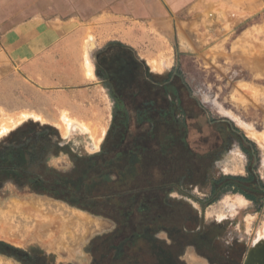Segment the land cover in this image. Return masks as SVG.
Masks as SVG:
<instances>
[{"label": "rangeland", "instance_id": "374dc122", "mask_svg": "<svg viewBox=\"0 0 264 264\" xmlns=\"http://www.w3.org/2000/svg\"><path fill=\"white\" fill-rule=\"evenodd\" d=\"M121 4L126 10L112 9L115 16L109 21L102 19L103 23L101 17L44 16L54 13L53 3L47 0H0V36L12 24L38 14L44 20H70V26L90 30L108 25L109 36L130 45L138 41V52L152 59L151 68L160 73L161 83L172 81L167 84L168 98L115 97L104 92L103 98L87 99L84 105L62 98L63 106L55 108L52 98L22 97L17 83L13 87L6 82V58L0 50V165L6 164L0 167V212L4 210L0 225L4 220L16 224L19 219L17 212L7 214L8 202L14 206L33 198L50 206L21 214L27 218L18 220L24 224H19L23 228L14 237L2 234L0 228V246L7 247L5 252L0 250V264H93L95 258L109 263V244L102 245V238L116 231L115 218L124 221L119 210H129V200L117 208L107 202L105 212L112 215L108 217L75 205L73 196L61 188L50 186L56 195L40 193L38 181L44 179L48 186L51 179L62 180L87 195L78 199L85 204L93 194L109 192L102 179H95L97 173L115 180L117 171H129L126 157L114 156L128 147H135L139 155L135 183L144 185L150 179L154 188L143 191L142 202L148 209L128 217L117 237L123 240L136 226L154 217L172 234L158 231L159 242L144 244L134 254L138 264H229L230 259L232 264H240L251 244L263 238L260 232L264 236V8L243 12L233 0H134ZM110 6L93 0L83 11L101 14V9ZM87 56L84 52L83 66L92 75ZM62 115L85 124L96 144L84 134H70L75 130L67 134ZM148 128L151 134H146ZM124 130L123 146L118 148ZM139 145L148 150L140 151ZM235 161L237 170H228ZM4 169L15 173L8 175L1 171ZM25 169L30 175L28 183L20 174ZM221 176H252L247 183L259 193L249 198L232 189L223 190L225 187L216 185L214 189L213 183ZM163 196L166 203L160 199ZM241 196L248 202L244 207ZM235 198L244 204H226ZM171 200L182 204L173 205ZM50 208L59 211L55 214ZM69 213L89 218L102 228L89 221H65ZM37 219L51 220L54 225L37 230ZM63 225L66 227L61 228ZM97 243L101 246L91 255ZM15 251L29 253L30 262L17 257Z\"/></svg>", "mask_w": 264, "mask_h": 264}, {"label": "crops", "instance_id": "0c3cea01", "mask_svg": "<svg viewBox=\"0 0 264 264\" xmlns=\"http://www.w3.org/2000/svg\"><path fill=\"white\" fill-rule=\"evenodd\" d=\"M47 1L53 3L54 13L44 16L92 20L101 17L104 23L102 19L109 21L110 16H115L111 14L112 9L126 10L121 3L134 0H102L111 6L94 15L83 11L93 0ZM233 4L243 12L264 8V0H233ZM64 11L67 14L64 15ZM149 13L142 17L146 18ZM42 18L43 15L38 14L31 20L12 24L0 36V50L6 58L9 75L6 82L13 87L17 83L22 97L52 98L55 108L63 106L62 98L72 104L84 105L87 99L103 98L104 92L115 97H170L167 84L171 85L172 81L161 83L158 80L160 73L151 68L152 59L138 52V41L130 45L109 36L110 28L106 24L107 27L101 25L90 30L86 26L72 27L70 20L57 22ZM101 21L98 22L102 24ZM84 52L88 55L92 75L83 66Z\"/></svg>", "mask_w": 264, "mask_h": 264}, {"label": "trees", "instance_id": "16d2710c", "mask_svg": "<svg viewBox=\"0 0 264 264\" xmlns=\"http://www.w3.org/2000/svg\"><path fill=\"white\" fill-rule=\"evenodd\" d=\"M125 122H123V125H125ZM151 128H148L145 132L146 134H151ZM120 134V133H119ZM125 137V130L124 132L121 134V139L120 141L117 143V147L119 148L120 146H123L122 142H124V138ZM133 146H136L135 144ZM141 150H148L147 146H138ZM137 148V147H136ZM138 150L131 147L128 148H124L123 150L120 149L119 152H117L114 156H125L127 159V169L129 171L125 172H118L117 171V178L115 180H111L107 178V174L104 176L103 173H97L95 175V179L98 177L99 179H102L101 181L106 183V186H109V192H106V194H93V196H91V198L93 199H89L88 201H86V203L84 204L83 202L80 201H84V200H78L79 198L84 199V193L82 192H78L79 190L76 189H71L70 186L65 183L62 180H58V179H51L49 180V185L50 186H54V187H58L61 188V192L65 193V192H69L71 194L72 199H73V203L75 205H79L81 208L88 210L90 212H93L95 214H101L104 216H108L111 217L112 215L109 213H106L105 210H107L105 206V204L107 202H110L111 204L114 205V207H119L121 205H125V199H128L129 201L126 203L127 206H130V209H123L122 211H120L122 217L124 218V221H121L119 219L115 220L118 223L117 229L114 233H112L110 236L111 237H103L102 238V245H106L107 243L109 244V253H110V262L107 264H110L112 261L115 260V262H130L131 264H138L139 261H137V257L134 256V254L139 251L140 249H142V246L144 244H149L150 242H159V239L155 238V237H144L147 234H150L151 232H156L159 231L161 228H166L165 226H163V222L160 221L159 218L154 217L153 220H150L148 222H145L144 224L140 225V226H136L135 230L130 231V235H128V237H125L123 240L121 239V237H117L120 232L121 229L124 225H126L128 222V217L131 216H136L141 215L142 212H145V210H147L148 208L144 205V203L142 202L143 199L142 197L144 196L143 191L146 190H151L152 188H154V185L150 183V179L147 180L146 184H142L141 181H139L138 183H135V181L137 180V170L135 169L136 167V161H137V155H138ZM139 156V155H138ZM94 177V176H93ZM106 178V179H104ZM251 177L248 178H244V177H235V176H221L217 181H215L213 183V188L215 189L216 185L217 188H224L223 190H227V189H232L235 192H241L244 193L245 195H247L249 198H254L252 195L253 193L255 194L256 192L259 193V189H257L254 186H251L250 183H247L249 180H251ZM93 179V178H91ZM91 182V181H90ZM163 186V185H160ZM164 186H166L164 184ZM112 189V190H111ZM159 185H157L156 190H159ZM252 193V194H251ZM146 194V193H145ZM53 195H56L53 193ZM58 196V195H57ZM87 196V195H86ZM140 196L139 200H136V198ZM89 197V196H88ZM105 197V198H104ZM123 199V202L120 201V199ZM96 198H102V201H99V199ZM65 199V198H64ZM161 201L163 203H166L164 200H166V198L163 196L160 198ZM96 200V201H95ZM76 201V202H75ZM89 202V203H88ZM95 202H100L99 204H96ZM109 203V205H110ZM124 203V204H123ZM171 203L173 205L175 204H182L179 201H174L171 200ZM116 207V208H117ZM123 212V213H122ZM99 246L98 243L96 246H94L93 248V253L95 256V251L99 250ZM95 260L97 261V259L95 258ZM100 264V261H98ZM97 264V263H96Z\"/></svg>", "mask_w": 264, "mask_h": 264}, {"label": "bare ground", "instance_id": "6f19581e", "mask_svg": "<svg viewBox=\"0 0 264 264\" xmlns=\"http://www.w3.org/2000/svg\"><path fill=\"white\" fill-rule=\"evenodd\" d=\"M123 30H124V28H123ZM129 30V29H128ZM117 30H115V32H116ZM119 31H121V30H119ZM126 33V32H125ZM124 33V35H126ZM121 35H123L122 33H121ZM129 35V34H128ZM120 37V36H119ZM123 37V36H122ZM127 38V37H126ZM161 44H163V43H161ZM251 58V57H250ZM88 60V56L85 58V61H87ZM153 64V63H152ZM167 64V63H166ZM243 105V104H242ZM61 120L63 121V123H64V130H65V132L68 134L70 131H73V130H75V131H73V132H71V133H74V132H77V133H79V134H84L87 138H90L91 139V141H93L94 142V144H96V141H94V139H93V137H92V132H89V128L85 125V124H83L82 122H79V121H77V120H73V119H70V118H68L66 115H62L61 116ZM78 134V135H79ZM86 134H88V135H86ZM253 135V134H252ZM256 138V137H255ZM258 138V137H257ZM263 139V138H262ZM262 139H260V141L262 142ZM264 140V139H263ZM236 159V158H235ZM235 159H233V160H235ZM238 163H236V161H235V163H232V167H231V170H237V168H238ZM41 200V199H40ZM237 200V199H236ZM45 202V201H44ZM242 202H244V200H242V199H240V202L238 201V203L237 202H234V203H230L229 201H227L226 202V204H229V205H243L244 203H242ZM48 203V202H47ZM51 203V202H50ZM44 204V203H43ZM43 204H42V202H40V201H37V199L35 200V199H28V200H25V201H23V202H20V204H15L14 206H13V204L11 205L9 202H8V204L6 205V206H8V207H6L7 208V211H9L7 214L9 215L10 214V212H17L16 213V217H17V215L19 216L18 218V220H20V218H22V219H24V218H27V217H25V216H22L21 214H23V213H25L26 212V210H29V209H31V208H35V209H41V208H43V209H47V208H49L50 206H46V207H44L43 206ZM247 204V203H246ZM13 206V207H12ZM5 207V206H4ZM62 207V206H61ZM232 208H234V207H232ZM58 209H59V207H58ZM58 209H49V210H51V211H53L55 214L59 211ZM63 209V208H62ZM4 211V210H3ZM2 211V212H3ZM44 211V210H43ZM42 211V212H43ZM2 212H0L1 214H2ZM12 213V215L14 216L15 214H13ZM44 213V212H43ZM39 214H42L41 213V211H40V213ZM11 215V216H12ZM37 215V214H36ZM73 215V213H69V214H67V215H65V218H67L65 221H68V219H70V218H73L72 220L70 219V221H71V223L72 222H76V223H81V221H89V222H93V221H91L89 218H84V217H78V216H72ZM22 216V217H21ZM74 217L76 218V219H74ZM29 218L31 219L32 217H30V215H29ZM34 218H36V217H34ZM43 218V217H42ZM45 219V218H44ZM58 219V218H57ZM64 219V218H63ZM17 220V222H16V224L15 223H13L11 220H9V221H7L6 220V222H5V220L3 221V223L0 225V228H1V233L2 234H5V235H11V236H13L14 234H16V233H19V231H20V228H23V227H19V224L22 222L23 224H24V221H18ZM38 220V219H37ZM59 220V219H58ZM28 221L29 220H27L26 222L28 223ZM36 221V220H35ZM39 221V220H38ZM54 221V220H53ZM69 221V222H70ZM5 222V223H4ZM32 222H34V221H32ZM64 221H62V223H63ZM68 222V223H69ZM65 223V222H64ZM76 223H74V224H76ZM94 223V225L95 226H98L97 228H102V225H100L99 223H97L96 224V222H93ZM23 224L21 225V226H23ZM66 224V223H65ZM28 225V224H27ZM26 225V226H27ZM29 225H31V224H29ZM29 225H28V228H29ZM32 225H34V223L32 224ZM37 225V226H36ZM36 227H34V226H31V228L32 227H34V228H36L37 230H42V229H44V228H48V230H49V228L50 227H52L54 224H52V221L50 220V221H48V222H45V221H39V222H37L36 223ZM25 226V225H24ZM58 227V226H57ZM63 227H66V225H63L61 228H63ZM30 229V228H29ZM51 229V228H50ZM22 230V229H21ZM25 230V229H24ZM46 230V229H45ZM62 230V229H61ZM55 231V230H54ZM42 233V232H41ZM56 234H58L57 232H56ZM55 234V235H56ZM61 234V233H60ZM54 235V236H55ZM62 235H63V233H62ZM260 237H261V232H260ZM71 236V235H70ZM14 237V236H13ZM13 237H6V238H13ZM37 237V236H36ZM56 237V236H55ZM64 237V236H63ZM75 237V236H74ZM16 238V237H15ZM53 238V237H52ZM56 239V238H55ZM23 240H25V239H23Z\"/></svg>", "mask_w": 264, "mask_h": 264}, {"label": "flooded vegetation", "instance_id": "af4514ba", "mask_svg": "<svg viewBox=\"0 0 264 264\" xmlns=\"http://www.w3.org/2000/svg\"><path fill=\"white\" fill-rule=\"evenodd\" d=\"M70 134H73V133H70ZM88 143L93 147V144L90 142V141H88ZM232 163L233 162H231V167H232ZM6 164H4V163H1V165H0V167L1 166H5ZM239 166V165H238ZM231 167H228V170L229 169H231ZM3 168V167H2ZM3 173L5 172V173H8V175H11V174H13V173H15L14 172V170L13 169H4V170H1ZM20 174H22V176H24L25 178H27L25 181L28 183L30 180H29V178L28 177H30V175H29V172L25 169V170H23L22 172L20 171ZM11 179H12V177H11ZM43 181H44V179H41V180H39L38 181V186H39V192L40 193H42V194H53V192L51 191V188H50V185H49V183H51V182H47L48 183V186L46 185V183H43ZM230 203L232 204V203H234V202H237L238 203V200L236 201V200H232V199H230ZM240 202V201H239ZM247 203V202H246ZM248 204V203H247ZM247 204H245V205H243V206H241V207H244V206H246ZM232 211H233V209H231ZM234 210H235V208H234ZM160 230H164L167 234H169L170 236H172V234H171V232H170V229H168V228H161ZM159 230V231H160ZM158 234V231H156V232H151L150 234H147L146 236H144V237H157V234ZM183 235V234H182ZM104 237H111L110 236V234L108 235H104ZM176 237H178V236H176ZM179 237H180V235H179ZM182 237V236H181ZM185 237V236H184ZM187 237V236H186ZM181 245H183L182 243H181ZM5 248H7V247H1L0 246V250H2V252H5L6 251V249ZM3 249H5V250H3ZM9 251H10V249H9ZM16 252V251H15ZM92 252H93V250H92ZM91 252V253H92ZM17 253V254H16ZM15 254H16V256L17 257H20L21 256V259H25L26 261H29L30 259H31V255H28L29 253H27L26 251H20V252H16ZM91 255H94V253L93 254H91ZM32 258H34L33 256H32ZM92 258H94V256H92ZM30 262V261H29ZM229 264H232L231 262H232V259H230L229 261ZM99 264V262L98 261H96L95 259H93V264ZM100 264H103L102 262H100ZM106 264V263H105ZM110 264H131L130 262H115V260L114 261H112Z\"/></svg>", "mask_w": 264, "mask_h": 264}, {"label": "water", "instance_id": "95a60500", "mask_svg": "<svg viewBox=\"0 0 264 264\" xmlns=\"http://www.w3.org/2000/svg\"><path fill=\"white\" fill-rule=\"evenodd\" d=\"M242 264H264V237L252 243L245 253Z\"/></svg>", "mask_w": 264, "mask_h": 264}]
</instances>
